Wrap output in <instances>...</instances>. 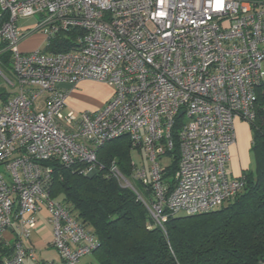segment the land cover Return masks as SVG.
Returning <instances> with one entry per match:
<instances>
[{
	"label": "built area",
	"instance_id": "built-area-1",
	"mask_svg": "<svg viewBox=\"0 0 264 264\" xmlns=\"http://www.w3.org/2000/svg\"><path fill=\"white\" fill-rule=\"evenodd\" d=\"M36 15L45 46L21 51L16 23ZM1 17L12 68L0 76L13 92L0 90V250L11 247L0 264H80L94 251V235L50 196L51 162L82 163L92 175L102 168L97 150L112 139L127 136L143 151L148 164L132 161L130 177L114 160L108 172L162 227L170 215L219 208L243 188L230 174V148L264 80V0H0ZM58 38L65 47L49 51ZM85 79L112 86L111 98L96 111L67 110L64 84ZM174 131L171 185L158 159L169 156ZM45 210L57 259H38L31 239Z\"/></svg>",
	"mask_w": 264,
	"mask_h": 264
},
{
	"label": "trees",
	"instance_id": "trees-1",
	"mask_svg": "<svg viewBox=\"0 0 264 264\" xmlns=\"http://www.w3.org/2000/svg\"><path fill=\"white\" fill-rule=\"evenodd\" d=\"M64 47L58 38L47 48L56 52ZM10 58L0 46V67L6 73H11ZM255 94L254 115L248 120L255 170H244L243 188L233 200L211 211L170 215L163 227L156 224L136 192L108 172L114 160L125 176H131L133 147L127 136L97 150L102 168L92 175L81 171L82 163L51 162L50 196L62 201L97 240L93 251L97 262L87 264H256L264 259V80ZM173 136L174 147L168 152L172 160L165 174L169 180L180 158L175 131ZM136 188L144 191L139 182ZM0 251L7 254L11 247Z\"/></svg>",
	"mask_w": 264,
	"mask_h": 264
},
{
	"label": "rangeland",
	"instance_id": "rangeland-1",
	"mask_svg": "<svg viewBox=\"0 0 264 264\" xmlns=\"http://www.w3.org/2000/svg\"><path fill=\"white\" fill-rule=\"evenodd\" d=\"M40 21H41V17L39 15H36L35 17H26V18H19L18 19L16 24H17V31H18L19 38H20L19 48L22 45L26 46V47L30 46L29 47V51H30V50H32V47H33V49H35V48L39 47L38 45H40L43 42V39H42L43 34L41 32V29L39 28V22ZM44 46L45 45H42V47H44ZM20 50H22V49L20 48ZM26 51H28V50H26ZM95 83H98V82H93L90 85V87L93 89L94 88L96 89V85H94ZM0 86H3L4 89H6V90L8 89L9 91L13 92V88L10 86H7L4 83V80L1 76H0ZM66 108H67V110H73L75 112L82 111V110L72 109L68 103V98H67ZM244 121L246 122L248 128L251 129L249 122L246 120H244ZM130 156H131L132 161L135 162L139 166H145L148 164V161H147V159H146V157H145V155L141 149L131 148L130 149ZM238 158H239V161H235V162H238L241 165L243 164L245 167H247V170L248 169L253 170V171L255 170V165H256L255 164V158H254V154L251 151V147H248V148L246 147L245 153L242 152V154H239ZM171 160L172 159L170 156H164V157L158 159V161L162 165L169 164L171 162ZM232 164L230 163V165H232ZM239 164H238V167L241 166ZM230 174L231 175L233 174L232 170H230ZM133 185L136 188V182H133ZM37 215H38V217L41 218L38 222V226L39 225L41 226L44 223H46L45 228L40 229L38 231L39 233H36V234L33 233L31 236V239L35 245L36 250H37V257H38V259H46V258L57 259L58 254H57L55 248L52 246H49V243H48V241L50 239H52V225L48 222L47 211L45 210L42 213H38ZM5 240L7 242H10V243H13L15 240L14 233L10 229H8L5 232ZM89 262H93V263L97 262V257H96V254L94 252H92L89 255L82 257L80 264H87ZM24 264H36V263H34L31 260H25Z\"/></svg>",
	"mask_w": 264,
	"mask_h": 264
},
{
	"label": "crops",
	"instance_id": "crops-1",
	"mask_svg": "<svg viewBox=\"0 0 264 264\" xmlns=\"http://www.w3.org/2000/svg\"><path fill=\"white\" fill-rule=\"evenodd\" d=\"M44 42V36L42 37ZM43 42L38 45L39 47L43 45ZM37 46V45H36ZM30 47V46H29ZM29 47L26 46H20L22 49L21 51H29ZM35 47V46H34ZM19 48V49H20ZM38 48V47H37ZM33 50V47H32ZM93 82H98L90 79L81 80L78 82V84L75 87H71L69 84L65 83L64 86L66 88L70 89V92L68 93V103L72 109L75 110H92L96 111L103 107L106 102L111 98L113 94V87L110 86L107 83L98 82L95 83L96 89L91 88L90 85ZM235 132H236V141L230 148V165L229 163V170L233 171V176H239L242 174L244 170L247 169L243 164H239V154H242V152L245 153L246 147H251V139H252V133L251 129L248 128L246 122L244 120L238 119L235 122ZM246 145V146H245ZM238 164L241 165L238 167ZM41 219V218H40ZM39 219V220H40ZM39 222V221H38ZM46 227V223L43 225H39L38 229L34 231L33 233H39L38 231L42 228ZM51 239L48 241L50 246ZM49 249V248H48ZM47 259V258H46ZM53 259V258H51Z\"/></svg>",
	"mask_w": 264,
	"mask_h": 264
}]
</instances>
